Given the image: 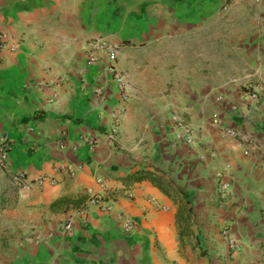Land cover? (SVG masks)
Here are the masks:
<instances>
[{"label": "crops", "instance_id": "0c3cea01", "mask_svg": "<svg viewBox=\"0 0 264 264\" xmlns=\"http://www.w3.org/2000/svg\"><path fill=\"white\" fill-rule=\"evenodd\" d=\"M0 36L8 166L55 181L20 190L0 170V264H264V0H0ZM99 39L126 100L87 65Z\"/></svg>", "mask_w": 264, "mask_h": 264}, {"label": "built area", "instance_id": "2783aa9c", "mask_svg": "<svg viewBox=\"0 0 264 264\" xmlns=\"http://www.w3.org/2000/svg\"><path fill=\"white\" fill-rule=\"evenodd\" d=\"M223 9H227L225 6ZM7 46L5 39L3 36H0V50L4 49ZM92 51L88 54L86 62L87 65H103L107 73H109L112 77L113 82L117 86L118 90L121 93L122 100L128 99L130 95L129 87L121 73L117 70L116 67V59L118 56V51L116 47L111 45L110 43H107L105 40H96L92 44ZM60 82L59 80L56 81V86H59ZM259 91L252 92L249 97L252 99H256ZM94 94L98 97H103L104 92L100 88H95ZM111 117L115 122V127L111 130L112 134L116 131V126L118 122L117 113L112 112ZM173 122L175 125V128L178 130L179 136L186 135L188 143L192 142V136H193V130L184 124L181 120H179L177 117H173ZM223 133L229 137L236 138L240 143H247L248 140L246 137L240 135L236 130L232 128H224ZM89 145L93 147L96 142L95 140L88 141ZM10 141H8L6 138L0 137V170L4 172V174L9 179V182L11 186L15 189L20 190H28L32 186L41 187L44 184L48 185H54L55 181L49 177V176H40L33 179H30L25 173L21 171L12 170L8 166V160H9V150H10ZM244 155L248 154L247 150L243 151ZM54 171L56 172H68L70 173V169H68L65 165H60L57 168H54ZM98 185L102 187V190H106L105 185L103 184V181L101 179L97 180ZM223 192L226 193L228 191V186L226 184L222 185ZM88 204L91 206H97L101 208L103 211L109 212L111 209V206L104 203L103 196L100 194H93L89 200ZM156 207L159 205L154 204ZM117 219L122 224V229L126 232H129L133 229V223L130 219L126 217L124 213H118ZM72 228V223L69 222L64 225V230L66 232H70ZM222 235L224 239L226 240V244L228 246V249L230 251H234L237 248V241L235 240L233 234L229 231V229H224L222 231Z\"/></svg>", "mask_w": 264, "mask_h": 264}, {"label": "rangeland", "instance_id": "374dc122", "mask_svg": "<svg viewBox=\"0 0 264 264\" xmlns=\"http://www.w3.org/2000/svg\"><path fill=\"white\" fill-rule=\"evenodd\" d=\"M14 195H15V191L9 185L5 177L0 173V225L3 223V219L1 218V212L4 210V202L6 204L5 199L6 198L8 199V197Z\"/></svg>", "mask_w": 264, "mask_h": 264}]
</instances>
